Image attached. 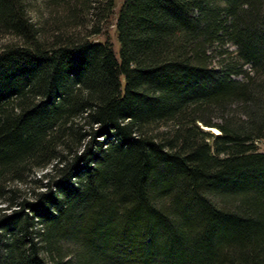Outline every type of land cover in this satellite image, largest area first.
Instances as JSON below:
<instances>
[{
    "label": "trees",
    "instance_id": "obj_1",
    "mask_svg": "<svg viewBox=\"0 0 264 264\" xmlns=\"http://www.w3.org/2000/svg\"><path fill=\"white\" fill-rule=\"evenodd\" d=\"M37 10L0 0V264H264V0Z\"/></svg>",
    "mask_w": 264,
    "mask_h": 264
},
{
    "label": "rangeland",
    "instance_id": "obj_2",
    "mask_svg": "<svg viewBox=\"0 0 264 264\" xmlns=\"http://www.w3.org/2000/svg\"><path fill=\"white\" fill-rule=\"evenodd\" d=\"M120 1V0H118ZM27 3V14L29 17L31 18H37V14H38V7L41 6L42 0H26ZM89 19L87 21V25H89ZM101 24V23H99ZM86 25V26H87ZM85 26V28H87ZM89 27V26H88ZM81 29V28H79ZM81 32L84 33L85 29L82 28ZM91 39H96V38H100L103 39L105 37H107L113 44H114V51L117 52L118 49V42L116 40V36H115V32H114V28L113 26L109 25L107 27H104V25H101V32L95 35H91L89 36ZM0 41H4V37L0 38ZM223 50H227L228 53L223 52ZM234 50H235V46L232 45L231 43L227 42L224 44H215V47L211 48L207 53H209V57H208V61L210 62V64L212 65H217L218 64V60H223V61H227L230 57H234ZM243 68H249L247 65L243 66ZM233 77L236 78H241L242 75H235ZM215 121H218V119H215ZM203 129L208 128L205 126H202ZM206 130V129H205ZM217 130V129H216ZM212 133H218L214 131V129L210 128V130ZM259 146V150H264V139L260 140L258 143ZM38 177V175H37Z\"/></svg>",
    "mask_w": 264,
    "mask_h": 264
},
{
    "label": "bare ground",
    "instance_id": "obj_3",
    "mask_svg": "<svg viewBox=\"0 0 264 264\" xmlns=\"http://www.w3.org/2000/svg\"><path fill=\"white\" fill-rule=\"evenodd\" d=\"M213 129V128H212ZM215 132H217L218 130L214 129Z\"/></svg>",
    "mask_w": 264,
    "mask_h": 264
},
{
    "label": "water",
    "instance_id": "obj_4",
    "mask_svg": "<svg viewBox=\"0 0 264 264\" xmlns=\"http://www.w3.org/2000/svg\"><path fill=\"white\" fill-rule=\"evenodd\" d=\"M206 130H210V128H205Z\"/></svg>",
    "mask_w": 264,
    "mask_h": 264
}]
</instances>
